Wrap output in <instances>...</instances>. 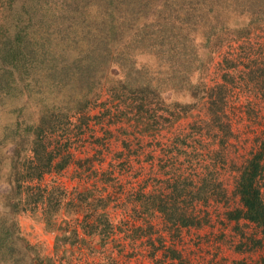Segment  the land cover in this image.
I'll use <instances>...</instances> for the list:
<instances>
[{
  "label": "trees",
  "instance_id": "trees-1",
  "mask_svg": "<svg viewBox=\"0 0 264 264\" xmlns=\"http://www.w3.org/2000/svg\"><path fill=\"white\" fill-rule=\"evenodd\" d=\"M1 4L0 180L25 200L31 193L25 202L33 207L64 192L44 186L42 180L71 164L66 135L72 132L74 118L75 137L80 138L76 143L88 131L103 130L111 137L112 128L133 122L140 134L153 137L179 129L175 144L181 147L206 135L213 144L227 148L234 136L228 108L236 105L235 90L248 89L246 85L264 88L263 47L252 46L251 40L264 30V0H5ZM87 5L96 8L92 16ZM240 48L245 57L233 55ZM139 51L148 52L150 60L139 62ZM243 58L248 60L247 71L238 64ZM239 70L240 78L248 80L245 85L236 79ZM168 93L175 97L166 98ZM104 94L111 104L102 113L108 122L90 115L93 108L105 106L100 101ZM200 110V121L187 123L186 131L178 127ZM220 129H225L223 135ZM95 138L93 142L101 137ZM257 142L251 157L240 159L241 166L234 170L238 173L234 194L241 207L229 210L227 216L255 225L264 238V135ZM227 149L219 148L215 154L224 156L231 151ZM187 155L185 176L166 185L171 192L166 195L165 186L158 187L167 198L143 197L138 211L165 216L167 224L181 231L178 239L183 229L203 226V204L218 195L229 201L219 173L208 165L195 171ZM95 192L79 190L78 204L70 200L69 205L85 207L93 203L85 198ZM104 217L96 218V231L109 235L112 227ZM169 250L172 257L181 258L178 245ZM49 259L32 257L13 223L0 219V264H55Z\"/></svg>",
  "mask_w": 264,
  "mask_h": 264
},
{
  "label": "rangeland",
  "instance_id": "rangeland-1",
  "mask_svg": "<svg viewBox=\"0 0 264 264\" xmlns=\"http://www.w3.org/2000/svg\"><path fill=\"white\" fill-rule=\"evenodd\" d=\"M4 1L0 0V16L4 13L1 4ZM89 6L86 11L92 16L96 8ZM251 40L255 43L252 46L263 47L264 54V30L254 33ZM136 55L141 63L151 58L146 51H139ZM233 55L245 57L246 54L240 48ZM247 63V58H243L238 64L247 71ZM240 72L237 71L236 79L245 85L248 80L240 78ZM246 86L248 89L241 90L240 86L235 90L233 99L236 105L228 108L230 117H233L234 136L226 146L231 151L224 156L221 151L219 155L215 151L228 149L224 145L213 144L206 135L181 147L179 142L175 144L179 129L153 137L140 134L133 122L112 128L111 137H106L103 130L96 129L93 134L88 131L85 136L79 135L82 140L76 143L80 138L75 137L74 126L78 120L74 118L70 127L72 132L66 135L70 140L68 150L73 154L71 164L61 173L46 175L42 180V184L50 189L60 187L63 194H54L49 203L43 201L33 207L32 203L25 202L31 193L25 200L21 193L16 194L7 188L1 179L0 219L6 218L13 223L18 237L29 245L32 257L52 258L47 260L49 263L70 260L79 264H263L264 238L260 230L247 221L230 220L227 216L229 210L241 207L234 194V177L238 175L234 170L241 166L240 159L251 157L260 143L257 141L264 135V88L259 91ZM172 97L175 94L166 96ZM100 101L106 102L105 106L101 110L93 108L90 115L108 122L109 117L102 114L111 107L108 96L104 94ZM181 101L182 98L177 102ZM195 114L178 127L186 131L187 123L200 121L197 115H202V110ZM224 130L220 129L221 134ZM91 135L101 138L93 142L95 137ZM187 154L193 159H190V165L195 171L199 172L203 165H208L210 170L219 173V179L228 189L229 201L220 200L218 195L217 202L203 204V226L183 229L178 239L181 231L171 227L170 222L167 224L165 216L158 212L153 216L141 215L138 211L142 209L143 197L146 199L149 195L159 194L163 200L167 198L165 194L171 190L166 185L185 176L183 164H188L189 160L184 159ZM170 170L172 172H168ZM200 173L205 176V172ZM211 176H208L209 180ZM158 179H161L159 183ZM261 183L264 195V179ZM159 185L165 186V194ZM91 188L98 194H88L85 199L93 203L82 208L77 206V209L69 205L70 200L77 203L79 190L90 191ZM59 195L62 198L57 201ZM99 215L105 216L111 224L109 235L96 231ZM92 227L96 231L93 234L90 233ZM77 237L85 240L78 241ZM174 245H178L181 251L180 259L172 257L169 249Z\"/></svg>",
  "mask_w": 264,
  "mask_h": 264
}]
</instances>
